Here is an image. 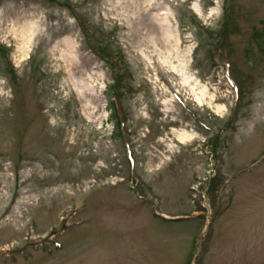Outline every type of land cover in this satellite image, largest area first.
<instances>
[{
  "label": "rangeland",
  "instance_id": "obj_1",
  "mask_svg": "<svg viewBox=\"0 0 264 264\" xmlns=\"http://www.w3.org/2000/svg\"><path fill=\"white\" fill-rule=\"evenodd\" d=\"M0 264H264V0H0Z\"/></svg>",
  "mask_w": 264,
  "mask_h": 264
},
{
  "label": "bare ground",
  "instance_id": "obj_2",
  "mask_svg": "<svg viewBox=\"0 0 264 264\" xmlns=\"http://www.w3.org/2000/svg\"><path fill=\"white\" fill-rule=\"evenodd\" d=\"M197 11L200 12L201 11L200 8L197 7ZM216 13H217V10L212 8L210 10L209 15L212 16V14H216ZM162 23L159 22L156 14L152 15L150 17V23H149L150 28L157 33L158 38L163 40L162 42H165V41L168 42L171 40V37H173V36H172V33L169 32V30L165 29L166 28L165 27L166 26L165 21ZM17 32H19V36H20V40H21V43L18 46V49L21 52V58L24 60L26 57L29 56V54L32 50L34 39H35L37 33L39 32V28L35 27L33 24L24 23V24H20L17 27ZM59 43L62 46V49H60V51L62 53L61 54L62 58H64L66 60L68 67L71 68L70 71L75 69L78 71L77 73H80L82 75L86 74V76H88V74L86 73V69H87L88 65H85V62L83 61L85 59L79 55V51H78L77 46L72 43L70 38H64V39L60 40ZM174 68H177V67L175 66ZM190 78H191V76L187 77L186 81L188 82L190 80ZM86 80H88V79H86ZM205 91H206V88L202 86V89H201L202 94H204ZM199 100H200V102H203V99L201 97H199ZM208 103L211 104L210 102H208ZM223 109H224V107L217 106V111H220ZM177 137L182 143H187L194 138V136L192 134H190L189 132H186V131L178 132Z\"/></svg>",
  "mask_w": 264,
  "mask_h": 264
},
{
  "label": "trees",
  "instance_id": "obj_3",
  "mask_svg": "<svg viewBox=\"0 0 264 264\" xmlns=\"http://www.w3.org/2000/svg\"><path fill=\"white\" fill-rule=\"evenodd\" d=\"M118 82V81H117ZM110 92L112 96L110 97V104H111V117L114 119V130L112 132L113 135H119L120 134V120L118 118V111L116 103L112 100L116 98V92L118 89V84L114 82L112 85L109 86Z\"/></svg>",
  "mask_w": 264,
  "mask_h": 264
}]
</instances>
